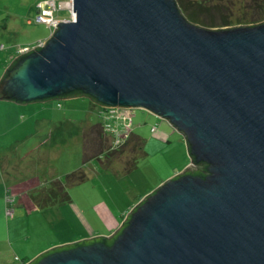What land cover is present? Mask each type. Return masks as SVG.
<instances>
[{
    "label": "water",
    "instance_id": "water-1",
    "mask_svg": "<svg viewBox=\"0 0 264 264\" xmlns=\"http://www.w3.org/2000/svg\"><path fill=\"white\" fill-rule=\"evenodd\" d=\"M71 12L12 59L0 99L145 109L182 135L190 164L110 236L25 264H264V20L204 27L176 0H71Z\"/></svg>",
    "mask_w": 264,
    "mask_h": 264
},
{
    "label": "rangeland",
    "instance_id": "rangeland-1",
    "mask_svg": "<svg viewBox=\"0 0 264 264\" xmlns=\"http://www.w3.org/2000/svg\"><path fill=\"white\" fill-rule=\"evenodd\" d=\"M47 1L0 0V78L11 59L50 36L49 24L33 19ZM176 1L204 27L264 20L254 0ZM72 15L65 8L54 17ZM189 163L182 135L145 109H106L85 97L0 99V264H24L50 243L109 235L128 208ZM76 170L86 179L72 184Z\"/></svg>",
    "mask_w": 264,
    "mask_h": 264
},
{
    "label": "built area",
    "instance_id": "built-area-1",
    "mask_svg": "<svg viewBox=\"0 0 264 264\" xmlns=\"http://www.w3.org/2000/svg\"><path fill=\"white\" fill-rule=\"evenodd\" d=\"M49 1V2H48ZM45 4H38L36 5V14L34 16V20L36 23H43L47 22L51 29L57 25L59 20L54 17L55 13L62 10V9H71V0L66 1L65 5L62 6L61 4L55 2V0H48ZM25 51V50H24ZM23 52V51H21ZM20 52V53H21ZM108 109H120V110H134V109H127V108H108ZM11 213V211H10Z\"/></svg>",
    "mask_w": 264,
    "mask_h": 264
},
{
    "label": "trees",
    "instance_id": "trees-1",
    "mask_svg": "<svg viewBox=\"0 0 264 264\" xmlns=\"http://www.w3.org/2000/svg\"><path fill=\"white\" fill-rule=\"evenodd\" d=\"M176 2H177V1H176ZM254 2H255V7L261 9V10L263 11V13H264V0H254ZM187 18H188V16H187ZM209 26H210V27H213V26H215V25L210 24ZM83 97H85V96H82V95H81V98H83ZM85 98H87V97H85ZM91 102H92V101H91ZM92 103H93V102H92ZM58 105H59V107L61 106L60 103H59ZM96 105H97V104H96ZM100 107H101V106H100ZM150 128H151V127H150ZM141 139H142V138H141ZM139 144H140V143H139ZM143 146H144V143H143V145H142V141H141V146H140V147H141L142 149H143ZM140 147H139V148H140ZM142 149H141V150H142ZM124 172H129V170H124ZM68 176H69V178L72 176L73 180H70L72 184L81 183V182H83V181L86 179L85 174L83 175L82 173L78 172L77 170L74 171L72 174H69ZM68 176H67V177H68ZM73 176H74V177H73ZM63 198H64L65 201L69 200V196H68L67 194H65Z\"/></svg>",
    "mask_w": 264,
    "mask_h": 264
},
{
    "label": "crops",
    "instance_id": "crops-1",
    "mask_svg": "<svg viewBox=\"0 0 264 264\" xmlns=\"http://www.w3.org/2000/svg\"><path fill=\"white\" fill-rule=\"evenodd\" d=\"M11 61H12V59H11ZM11 61H10V62H11ZM10 62H9V63H10ZM9 63L7 64V66L9 65ZM7 66H6V67H7ZM189 164H190V163H189ZM189 164H188V165H189ZM137 203H138V202H137ZM137 203H136V204H137ZM133 206H134V205H133ZM133 206H132V207H133ZM132 207L128 208L125 212L128 213V211H129ZM125 212H124V214H125ZM124 214H123L122 217H121L120 224L122 223V221H123V219H124V217H123ZM120 224L118 225V227L120 226ZM118 227H117V228H118ZM117 228H115V229L113 230V232H114ZM113 232H111V233H110L109 235H107V236H110ZM94 237H95V236H94ZM61 245H63V244H61ZM55 246H58V244L50 243V244H48V246L44 247V249H47V248L49 249V247L51 248V247H55ZM40 253H41V252H40ZM40 253H39V254H40ZM37 255H38V254H37ZM34 257H35V256H34ZM25 263H26V262H25ZM25 263H24V264H25Z\"/></svg>",
    "mask_w": 264,
    "mask_h": 264
},
{
    "label": "bare ground",
    "instance_id": "bare-ground-1",
    "mask_svg": "<svg viewBox=\"0 0 264 264\" xmlns=\"http://www.w3.org/2000/svg\"><path fill=\"white\" fill-rule=\"evenodd\" d=\"M72 17H73V15H72Z\"/></svg>",
    "mask_w": 264,
    "mask_h": 264
}]
</instances>
